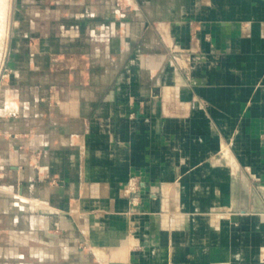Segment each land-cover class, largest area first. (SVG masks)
Listing matches in <instances>:
<instances>
[{
    "label": "crops",
    "instance_id": "1",
    "mask_svg": "<svg viewBox=\"0 0 264 264\" xmlns=\"http://www.w3.org/2000/svg\"><path fill=\"white\" fill-rule=\"evenodd\" d=\"M239 6L251 21L241 27L232 23ZM12 18L9 72L0 79V264L130 257L136 236L106 218L131 209L124 193L133 173L159 178L158 160L149 158L158 145L159 95L144 119H131L116 96L140 101L137 85L155 77L167 102V149L182 148L184 158L190 132H241L238 155L264 179V0H14ZM223 141L235 208L240 166ZM173 158L168 153L166 180Z\"/></svg>",
    "mask_w": 264,
    "mask_h": 264
},
{
    "label": "rangeland",
    "instance_id": "2",
    "mask_svg": "<svg viewBox=\"0 0 264 264\" xmlns=\"http://www.w3.org/2000/svg\"><path fill=\"white\" fill-rule=\"evenodd\" d=\"M4 1L5 12L0 18V30H3L0 34V79L3 73L7 75L9 72L5 68V62L13 27L14 0ZM239 7L241 14L232 23L241 27L251 21H248L243 6ZM190 23L191 27L199 29L198 22L191 20ZM165 50L172 51L166 45ZM165 71L166 68H163L159 75L163 76ZM155 81L156 77L149 84L137 85V88L143 90L140 101L134 99L135 95L129 92L124 93V98L116 96L117 106L124 103L131 112V119H144L147 108L153 109L155 106V95H159L160 109L158 145L149 149L150 161L153 162L155 157L158 160L159 178L156 181L151 170L145 172L144 169L149 168L150 163L143 167L144 171L133 173L128 181L131 189L124 193L131 209L106 218L109 224L114 219L125 222L126 236H136L137 242L128 245L130 257L124 264H264V211H258L255 205L256 193L264 202V179L253 173L238 155L235 144L238 142L245 145V134L236 131L210 134L190 132V138L188 139V134L186 138L188 147L185 148L187 155L184 158L181 152H177L179 149H167V102L164 85L157 86ZM146 96H151V101L145 99ZM201 101L204 106H211L204 98ZM192 104L194 106L195 103L192 101ZM244 118L242 115L240 120ZM179 138L177 143L182 147V136ZM258 138L260 145H264V117ZM223 140L231 147L240 166L235 180V208L231 207L234 188L228 180L230 168L219 150ZM261 151L258 148L253 153L261 155ZM168 153L175 158L174 162L170 161L171 176L166 180L165 161ZM253 153H250L251 157H254ZM146 202L149 205L144 208ZM151 202H155L156 207ZM141 206L142 211L139 210ZM113 215H124L125 218ZM114 247L116 246H112ZM182 253L189 260H177ZM143 254L157 259L148 256L141 260L140 257H135ZM200 257L204 259L198 260Z\"/></svg>",
    "mask_w": 264,
    "mask_h": 264
},
{
    "label": "bare ground",
    "instance_id": "3",
    "mask_svg": "<svg viewBox=\"0 0 264 264\" xmlns=\"http://www.w3.org/2000/svg\"><path fill=\"white\" fill-rule=\"evenodd\" d=\"M4 12H5V1L4 0H0V18L1 17H3V15H4ZM3 32V30H0V34ZM4 33H5V31H4ZM224 142V141H223ZM228 148V147H227ZM232 154V153H231ZM230 156H232V155H230ZM235 180V179H234ZM133 184H134V182H133ZM131 189V188H130ZM255 205H256V209L258 210V211H264V202H263V199L261 198V196L258 194V193H256V195H255ZM255 207V206H254ZM256 212V211H255ZM256 213H258V212H256ZM124 240V239H123ZM130 240V239H129ZM95 251L97 252V253H99L100 254V251H99V249H97V248H95ZM103 256V255H102ZM107 256V255H106Z\"/></svg>",
    "mask_w": 264,
    "mask_h": 264
}]
</instances>
